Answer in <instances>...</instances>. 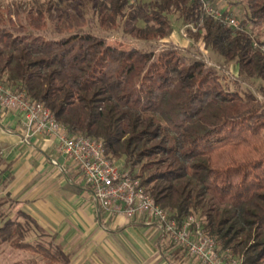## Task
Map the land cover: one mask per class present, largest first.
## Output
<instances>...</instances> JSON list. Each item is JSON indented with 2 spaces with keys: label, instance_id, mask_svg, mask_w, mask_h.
<instances>
[{
  "label": "trees",
  "instance_id": "16d2710c",
  "mask_svg": "<svg viewBox=\"0 0 264 264\" xmlns=\"http://www.w3.org/2000/svg\"><path fill=\"white\" fill-rule=\"evenodd\" d=\"M244 1L251 26H264V0ZM93 9L102 26L124 19V33L144 40L169 35L168 15L178 13L239 76L264 80V41L245 22L232 28L206 14L202 0H93ZM1 79L44 103L69 134L101 140L109 158L138 166L135 176L179 225L199 211L222 250L264 264V106L250 91H229L213 67L174 47L123 49L92 33L46 39L2 18ZM6 242L69 263L60 247L26 240L15 221L0 226Z\"/></svg>",
  "mask_w": 264,
  "mask_h": 264
},
{
  "label": "crops",
  "instance_id": "0c3cea01",
  "mask_svg": "<svg viewBox=\"0 0 264 264\" xmlns=\"http://www.w3.org/2000/svg\"><path fill=\"white\" fill-rule=\"evenodd\" d=\"M22 129L18 111L0 110V197L59 240L64 253L83 264L95 257L102 264H202L143 218L109 217L57 150V138L34 133L26 144Z\"/></svg>",
  "mask_w": 264,
  "mask_h": 264
},
{
  "label": "rangeland",
  "instance_id": "374dc122",
  "mask_svg": "<svg viewBox=\"0 0 264 264\" xmlns=\"http://www.w3.org/2000/svg\"><path fill=\"white\" fill-rule=\"evenodd\" d=\"M203 1L209 3L225 18H233L237 24L235 27L231 26L232 28H238L242 22H245L244 29L252 36L259 37L264 41V26L260 28L251 26L248 22L247 5L244 0ZM49 14L55 16L57 20L50 19ZM0 18L6 24L19 22L28 32L42 35L46 39H60L71 34L92 33L104 37L111 45L123 49L137 48L157 53L163 49L174 47L185 55L189 62L202 59L213 67L224 88L229 91L237 90L241 93L250 91L264 106V80L239 76L237 74V64L233 61L225 62L210 48L205 47L201 38L196 39L194 37L193 32L195 29H192L193 26L183 24L178 13L168 15L171 22V33L169 35L164 38L150 40L137 39L125 34L123 31L124 19L117 18L114 24H109L108 27L102 26L97 12L93 9V0H0ZM69 21L73 24L72 28L59 32L60 25ZM77 22L81 25H76ZM139 25H142V23L140 22ZM0 81L7 86H11L6 84L3 79ZM11 87L13 88V86ZM113 160L122 171L133 176L138 171V166L133 169L126 167L123 157L114 158ZM167 212L170 214L168 210ZM189 216L202 223L203 226L205 218L199 211L187 217ZM7 220L15 221L23 226L26 240L32 243H40L44 247H50L52 251H55L54 248L56 247L63 248L60 246L59 240L50 238L32 222L28 215L16 209L14 201L6 197H0V226ZM229 252L239 259L230 250ZM67 255H70L69 263H52L39 254L14 249L7 242L0 246V264H83L79 261V257L74 256L73 252ZM88 264H102V262L95 257Z\"/></svg>",
  "mask_w": 264,
  "mask_h": 264
},
{
  "label": "built area",
  "instance_id": "2783aa9c",
  "mask_svg": "<svg viewBox=\"0 0 264 264\" xmlns=\"http://www.w3.org/2000/svg\"><path fill=\"white\" fill-rule=\"evenodd\" d=\"M202 8L214 18L222 17L221 13L203 0ZM225 20L230 27L237 24L233 18ZM0 110H16L21 114L23 143L29 144L34 133L57 138V150L69 159L89 187L97 206L109 217L121 215L128 219L143 218L148 225L156 227L174 247L183 249L202 264H241L229 250H222L217 239L207 235L202 223L192 216L180 225L172 219L167 210L154 201L139 177L122 171L105 154L101 140L69 134L44 103L32 99L24 89H14L0 81Z\"/></svg>",
  "mask_w": 264,
  "mask_h": 264
}]
</instances>
